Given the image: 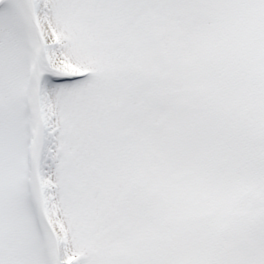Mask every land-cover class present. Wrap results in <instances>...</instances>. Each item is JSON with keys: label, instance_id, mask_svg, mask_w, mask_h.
I'll use <instances>...</instances> for the list:
<instances>
[{"label": "snow or ice", "instance_id": "snow-or-ice-1", "mask_svg": "<svg viewBox=\"0 0 264 264\" xmlns=\"http://www.w3.org/2000/svg\"><path fill=\"white\" fill-rule=\"evenodd\" d=\"M0 264H264V0H0Z\"/></svg>", "mask_w": 264, "mask_h": 264}]
</instances>
